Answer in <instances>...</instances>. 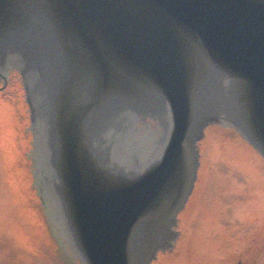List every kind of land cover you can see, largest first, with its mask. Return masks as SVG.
Instances as JSON below:
<instances>
[{
    "label": "water",
    "instance_id": "obj_1",
    "mask_svg": "<svg viewBox=\"0 0 264 264\" xmlns=\"http://www.w3.org/2000/svg\"><path fill=\"white\" fill-rule=\"evenodd\" d=\"M0 91L21 98L64 250L152 264L178 239L208 124L264 158V0H0Z\"/></svg>",
    "mask_w": 264,
    "mask_h": 264
},
{
    "label": "rangeland",
    "instance_id": "obj_2",
    "mask_svg": "<svg viewBox=\"0 0 264 264\" xmlns=\"http://www.w3.org/2000/svg\"><path fill=\"white\" fill-rule=\"evenodd\" d=\"M263 191L264 158L234 128L208 124L182 235L174 250L158 255L152 264H222L223 251L206 245L207 229L195 228L206 217L234 221L241 216H263ZM193 222L194 238L199 241L188 250ZM0 264H77L37 205L22 102L9 91H0Z\"/></svg>",
    "mask_w": 264,
    "mask_h": 264
},
{
    "label": "flooded vegetation",
    "instance_id": "obj_3",
    "mask_svg": "<svg viewBox=\"0 0 264 264\" xmlns=\"http://www.w3.org/2000/svg\"><path fill=\"white\" fill-rule=\"evenodd\" d=\"M193 194L194 189L181 213L186 209ZM180 220L181 215H179V223ZM201 220H204L203 224H198L195 228L193 222L190 227L193 229L188 234V250L191 247L195 248L197 241H199V238H194L196 235L194 228L199 231L203 228L204 230L207 229L206 245L223 251L222 264H264V215L241 216L234 221L226 218L217 221L219 219L212 217ZM181 235L182 229L178 238Z\"/></svg>",
    "mask_w": 264,
    "mask_h": 264
},
{
    "label": "bare ground",
    "instance_id": "obj_4",
    "mask_svg": "<svg viewBox=\"0 0 264 264\" xmlns=\"http://www.w3.org/2000/svg\"><path fill=\"white\" fill-rule=\"evenodd\" d=\"M258 154H259V152H257ZM260 155V154H259ZM261 156V155H260ZM262 157V156H261ZM263 158V157H262ZM200 164V163H199ZM180 232H181V230H180ZM178 240V239H177ZM177 242V241H176ZM176 244V243H175ZM175 247V246H174ZM173 250H174V248H173Z\"/></svg>",
    "mask_w": 264,
    "mask_h": 264
}]
</instances>
